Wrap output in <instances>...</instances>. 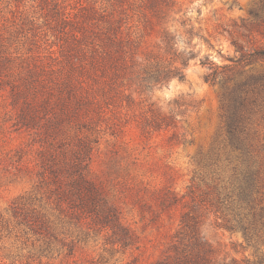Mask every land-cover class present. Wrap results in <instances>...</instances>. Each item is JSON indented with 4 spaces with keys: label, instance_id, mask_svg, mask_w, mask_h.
Listing matches in <instances>:
<instances>
[{
    "label": "trees",
    "instance_id": "16d2710c",
    "mask_svg": "<svg viewBox=\"0 0 264 264\" xmlns=\"http://www.w3.org/2000/svg\"><path fill=\"white\" fill-rule=\"evenodd\" d=\"M177 4L178 0H105L102 25H86L85 21L78 25L68 13H62L59 54L50 50L44 61L32 55L31 48L23 51L25 41L16 36L19 29L12 30L0 20L2 124L10 121L11 132L27 134L26 145L18 147L19 165L45 200L42 211L31 209V196L21 203L16 199L11 209L14 216L24 217L30 210L28 224L35 231L51 233L55 241L67 246L68 256L74 254L77 238H58L55 234L63 233L55 232L58 225L87 232L91 224L102 223L111 229L108 244L125 247L135 243L134 231L121 223L118 210L89 178L99 141L95 133L104 117L112 134L122 132L127 121L120 120L118 109L134 104V94L147 96L171 78L185 79V68L199 56L191 43L193 36H203L192 26L182 32L170 28L169 17L176 13ZM258 4L261 13L255 15L264 22V0ZM80 8L88 10L85 16L89 19L97 12L91 5L81 4ZM157 25L158 40L149 46L141 34H151ZM223 30L238 56L227 57L229 62L223 64L209 60L208 54L199 60L209 70L205 80L214 83L221 76L223 146L235 152L225 160L235 162L230 175L220 179L209 205L224 227L239 230L245 245L257 251L264 245V142L254 141L256 130L251 126L253 115L264 119V72L235 79L232 86L227 82L234 70L264 58V47L248 51L229 30ZM147 113L137 121L144 135L174 126L172 114L158 107H148ZM29 151L34 154L29 159L33 164L21 160ZM184 196L168 191L161 194L164 208L180 203L183 209L178 228L151 264H264V255L217 262L200 230L199 209L205 204L188 206Z\"/></svg>",
    "mask_w": 264,
    "mask_h": 264
},
{
    "label": "rangeland",
    "instance_id": "374dc122",
    "mask_svg": "<svg viewBox=\"0 0 264 264\" xmlns=\"http://www.w3.org/2000/svg\"><path fill=\"white\" fill-rule=\"evenodd\" d=\"M81 4L96 7L93 19L85 16L88 10H82ZM101 11L105 14V0H0V20L12 30L19 29L16 36L25 41L23 51L31 48V54L43 61L51 55L50 50L59 54L62 13H68L78 25L82 24L78 21L102 25L105 23L100 19ZM175 11L169 17L171 29L182 32L192 26L203 36H193L191 43L199 56L185 68V79L171 78L147 96L134 94V104L118 109L120 120L127 121L123 131L112 134L104 117L95 133L99 141L89 178L118 210L121 223L134 231L135 243L125 247L108 244L111 229L102 223L91 224L87 232L58 225L55 232H63L55 234L58 238H77L75 252L68 256L67 246L55 241L51 233L35 231L28 224L30 210L24 208L28 217L14 216L11 205L16 199L21 203L31 196V209L41 211L45 200L42 193L36 192L34 180L19 165L18 147L26 145L27 134L11 132L10 121L3 125L0 113V215L5 220L0 221V264H151L178 228L183 209L180 203L164 208L161 194L167 191L178 197L185 195L188 206L205 204L199 209L200 230L217 262L244 257L254 260L264 255V245L257 251L246 246L241 232L224 227L209 205L220 179L230 175L235 162L226 161V155L233 156L235 152L223 146L221 76L214 83L205 80L209 70L199 60L208 54L209 60L223 64L229 62L227 57L238 56L223 28L248 51L264 47V22L255 15L260 12L258 0H178ZM155 28L149 35L141 34L149 46L158 40L160 27ZM239 69L228 80L229 86L235 79L264 72V58ZM224 72L227 71L221 73L225 75ZM148 107L172 114L174 126L142 134L137 121L142 114H148ZM251 127L256 130L254 141L264 142V119L253 115ZM33 155L32 151L24 154L22 162ZM217 158L221 161L217 162Z\"/></svg>",
    "mask_w": 264,
    "mask_h": 264
}]
</instances>
